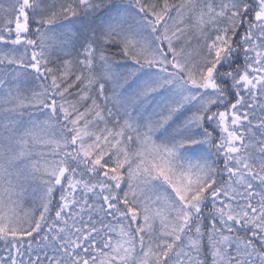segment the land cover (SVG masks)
<instances>
[{"label":"snow or ice","instance_id":"1","mask_svg":"<svg viewBox=\"0 0 264 264\" xmlns=\"http://www.w3.org/2000/svg\"><path fill=\"white\" fill-rule=\"evenodd\" d=\"M0 264H264V0H0Z\"/></svg>","mask_w":264,"mask_h":264}]
</instances>
